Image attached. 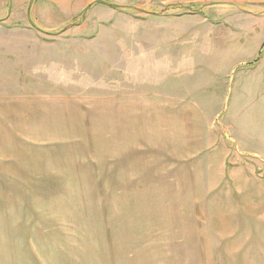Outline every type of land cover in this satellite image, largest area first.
I'll return each mask as SVG.
<instances>
[{"label":"rangeland","instance_id":"obj_1","mask_svg":"<svg viewBox=\"0 0 264 264\" xmlns=\"http://www.w3.org/2000/svg\"><path fill=\"white\" fill-rule=\"evenodd\" d=\"M0 25L17 28H0V101L69 97L85 118L82 125L73 119L79 114L66 122L2 113L0 264L188 262L173 256L172 242L186 227H174L172 211L157 202L185 178L163 179L171 168L164 161L146 173L140 162L130 170L111 162L96 123L113 114L99 116L102 106L126 105L132 114L194 109L186 117L197 123L196 159L173 169L183 176L208 161L264 194V11L253 3L0 0ZM177 128L166 138H177ZM124 199L145 206L125 210Z\"/></svg>","mask_w":264,"mask_h":264},{"label":"crops","instance_id":"obj_2","mask_svg":"<svg viewBox=\"0 0 264 264\" xmlns=\"http://www.w3.org/2000/svg\"><path fill=\"white\" fill-rule=\"evenodd\" d=\"M245 1L253 3L260 11H264L261 8L264 7V0ZM244 12L254 14L250 10ZM254 12L259 11L255 9ZM10 13L12 14L9 11ZM3 27L0 25V28ZM4 28L17 29L11 26ZM25 30L33 32L38 38L39 33L33 28L28 27ZM98 109L99 116L113 114L109 116L107 122L105 120L104 123H96V126L104 130L103 137L107 138V142L102 143L100 149L103 148V153L106 152V148L108 149L111 162L126 164V168L129 164V170L134 167V162H140V169H146V173L149 169H153L154 165L150 163L159 165L160 161H164L169 167L171 164V168L163 175L160 174L163 179L185 178V184H181L180 181L171 183V186L158 192L157 198L158 204L163 202L164 211L168 213L172 211L174 214H171L172 225L186 227L173 237L174 257L179 259L186 257L188 260L186 264H264V194L260 191L261 187L255 188V184L239 187V182L234 177L225 178L224 174L228 171L222 170L224 172L221 175V171L211 168L208 161L205 162L208 172L211 173L210 178L205 176L206 167L184 173L183 176L181 170L173 169L175 162H190L196 159L197 152L190 149L197 148L195 143L198 133L197 123L192 122L195 126L191 130L192 123H189L186 117L191 112L195 113L194 109L185 108L183 112L174 109L177 112L163 111L165 113L152 114H132L133 110L128 106L116 104H111L108 109H105V106ZM5 110L15 114L20 120L28 118L31 121L32 115V119L44 115L69 122L71 114H79L78 118L74 115L73 119H77L82 125L85 122L84 110L79 111L77 102H71L69 97L34 96L2 99L0 123L4 122L2 113ZM147 119L148 122L143 123ZM172 125L179 127L175 131L178 137L169 140L165 133ZM189 135L192 136L193 141L189 139ZM202 140L206 145V141ZM205 148H200L199 151L205 152ZM145 150L148 156H144ZM136 154H143L140 160ZM143 189L149 190L144 187ZM133 202H126L124 199L121 207L132 210L134 207L145 206L143 202L136 201V206ZM164 216L166 218L168 214L164 213Z\"/></svg>","mask_w":264,"mask_h":264}]
</instances>
